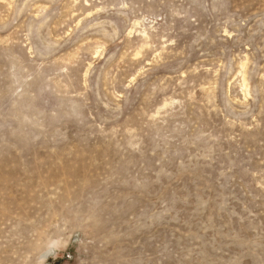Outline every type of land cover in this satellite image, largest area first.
Returning a JSON list of instances; mask_svg holds the SVG:
<instances>
[{"label": "rangeland", "instance_id": "rangeland-1", "mask_svg": "<svg viewBox=\"0 0 264 264\" xmlns=\"http://www.w3.org/2000/svg\"><path fill=\"white\" fill-rule=\"evenodd\" d=\"M0 264H264V0H0Z\"/></svg>", "mask_w": 264, "mask_h": 264}]
</instances>
